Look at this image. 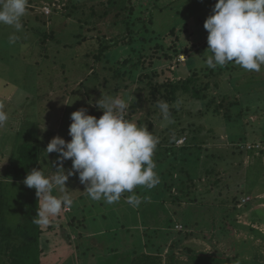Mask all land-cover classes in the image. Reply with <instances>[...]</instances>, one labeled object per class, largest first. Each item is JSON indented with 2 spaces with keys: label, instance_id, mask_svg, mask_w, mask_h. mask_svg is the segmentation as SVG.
I'll return each mask as SVG.
<instances>
[{
  "label": "trees",
  "instance_id": "obj_1",
  "mask_svg": "<svg viewBox=\"0 0 264 264\" xmlns=\"http://www.w3.org/2000/svg\"><path fill=\"white\" fill-rule=\"evenodd\" d=\"M61 1L59 0L57 3H61ZM66 1L73 2L72 0ZM165 1L107 0L105 6L107 8L109 6L115 7L116 5L122 7V11H120V14L117 13L116 16L119 18L121 13H124V17L119 20L123 29L121 35L109 41L98 38L89 42L84 41L82 44H78L79 36H73L72 38L77 46H70V44L59 46V42H56V35L61 31H56L54 27L52 29L51 25L47 23L48 20H51L52 16L45 17L43 14L40 16L36 15L37 21L43 25V28L39 27L36 34L44 38L39 43H28L27 48L33 50L35 54L36 47L44 49L43 43L46 39H53L50 41L54 43L45 42L44 45L53 44L58 49L59 55L66 53L69 48L80 47L85 52L90 47H93V51L95 52L94 59L101 66L98 71H106L109 78H100L99 73L94 71L85 80L89 77L95 79L94 85L98 83L102 89L107 90L104 96H111L113 93V97L118 96L124 99L128 103V108L124 115L130 121L133 120V115L137 113L136 109L141 107L143 101L150 104L145 116L146 118H150L152 115H158V110L160 109L158 104L160 102H166L168 104L170 120L172 122H169L170 125L168 128L162 130L163 134L154 132V123L142 122L141 120L137 121V125L140 127H145L143 124H147L146 127L148 130L159 138L153 160L156 164L155 171L160 177V183L152 189L144 188L146 192L143 191L139 199L142 197L152 199L160 207H165V209H167L165 205L168 202L176 205L175 210L177 211H174L173 214L178 215L179 218L177 221L185 229L189 226L198 227L200 221L192 225V220L204 212L200 207H192L190 205L198 204L199 206H209L207 205L209 204L207 201L211 196H213L214 204L220 200L216 196L219 182H211L208 176L215 175L217 168L222 165L229 166L228 163L224 164L225 161L227 159L229 160V158L232 161L235 155L231 153L228 156L226 152L218 155H206L207 149L204 148V145L208 142H220L221 137L225 135L228 141L232 143L231 150L237 151L238 155H240L239 157H241L245 153V147L248 146L246 144L253 142L250 135H257V133L249 128L256 126V124H251L246 118L251 115L264 114V105L261 106L259 102L255 103L245 99L242 101L232 100L225 104L227 99L234 98V90L237 92L239 89H251L252 86L255 88L258 86V82L253 80V78L250 79V77L249 84L243 83L239 87L237 81L240 78L239 76L236 77V73L244 74L246 70L238 67H229V63L223 67L217 66L215 69L209 68L203 60V55L196 52L200 48L199 44L195 43L193 47H188L189 45L178 43V37L175 33L182 32V28L186 26L179 28L173 27L165 34L156 33L154 29V16L157 17L159 12L163 10V3ZM45 2L47 3V1L42 0L33 3L38 6H44ZM54 3L55 0H53L52 4L47 3V5L51 8L52 13L56 14L58 10ZM69 6H71V12L66 14L68 16L74 13L76 5L73 2V5L70 3L67 7ZM109 10H104L102 16H107ZM154 11H156L155 14ZM91 12L92 16L96 14L93 12V9ZM59 19L64 20L62 15L58 16ZM23 22L26 23L25 20ZM21 31L22 40L29 37L25 30L21 29ZM172 37L175 39L177 37V42L174 40L168 43ZM91 42H94L96 46L86 47L87 49L84 48ZM206 46L208 47L207 43ZM87 53L88 51L85 52V55ZM39 55L34 56L37 57ZM183 55L186 58L180 60V57ZM45 60H47V57H45ZM160 62H169V69L167 68L166 70L163 67H156ZM233 64L235 63L232 62L231 65ZM172 65L175 66V69H173L174 78L166 77V72L172 69ZM66 67L69 71L72 69L66 65H63L61 69L65 70ZM80 68L89 70L90 65L88 67L81 65ZM150 73L152 76H150ZM152 77L158 78V81L153 83L149 81L148 84L144 82L145 79ZM99 80L101 81L99 82ZM111 84H113V92L110 90ZM135 84H137V88L134 92H122V89H130ZM141 84H144L143 87ZM256 93L262 98L264 97L262 92ZM179 101L191 102V112H188L190 118L184 120V118L177 116L178 111L175 106ZM96 108L98 107L96 106ZM191 113L193 116H191ZM194 116L200 120L198 123L193 121ZM95 117L99 118L97 114H95ZM158 119H163L162 114L159 113ZM262 126L260 128V134L261 141L264 142V122ZM181 140V144L178 145ZM11 142H13L12 138ZM249 153L252 154V152ZM42 154L43 149L36 133L32 135L27 134V140L21 141L18 146H15L13 143L10 147L9 157L5 159L9 162L10 166L6 167L7 171H4L5 168L3 169L4 174L2 178L11 173L16 182H23L27 174L33 169L40 170V156ZM203 173L206 175L205 185L203 186L202 192H198L196 188L202 183V177L200 175ZM249 175H251V172H249ZM196 178V185L192 184L190 186L186 184L187 181L193 183L192 181ZM16 182H11V184L0 182V264H43L44 252L41 247L42 225L34 222L39 207L38 197L36 196V192L28 196L27 192L19 188ZM77 185L75 183L72 185V188L79 192L83 186L79 189ZM192 187L195 192L192 191ZM249 187V190L253 188L251 185ZM210 188H214V191ZM212 191L213 194L211 195ZM13 192H19V197L15 198ZM139 192L140 190L136 193ZM53 195L60 196L57 195L55 190H53ZM123 196L128 198V192L123 193ZM80 199L81 201L78 203L76 199L72 198L71 206L64 208L70 212L66 216L69 219L68 225L72 233L79 240H83L87 239L86 236L88 235H84L83 233V231H86L94 236L98 243L105 236L108 243L112 241L116 244L111 247L106 243L107 245L102 253L107 251L112 257L106 259V255H102L104 258H100L101 255L96 254L95 258L98 259L96 260V264L264 263L257 261V257L248 261L244 258L241 259L240 254L243 253H240V251L242 249L235 251L233 256H226L221 253L195 252L186 245L184 246L185 250L182 251L184 259H180L176 255L175 250L180 247L182 241L189 237V235L182 231L175 232L174 225L176 221L171 217H169L164 229H142V237L136 239L132 244H127L126 250L121 253L122 244L120 240H116L120 239L121 232L129 233L133 227L139 226L140 222L142 223L143 221L145 223L147 219L145 203L141 202L143 212L140 211L142 206L139 207L141 209L137 208L135 210L132 206L133 209L129 206L119 207L121 213L115 209L116 206H108V212L105 214L101 204H92L89 207L81 206L82 198ZM219 202L222 207L228 204V200ZM231 203L234 206L232 211L235 212L236 206L239 204L238 197L232 199ZM182 206L185 207L184 211L178 213V210ZM151 209L154 211V208ZM93 212L96 213V216H92ZM80 216L84 218L81 219ZM231 216L230 211L228 213L225 211L219 218V222L213 220L211 223V232L215 236L227 237V234H222L223 231L227 230L228 232L229 228L240 227L264 239L262 234L250 227L243 228L234 225L231 221ZM253 216H257L258 221L264 222V210L255 212ZM56 217L62 218L61 215ZM108 219H111L109 225L107 223ZM180 219L181 221L179 222ZM103 230H105L104 236L101 233ZM66 238L69 241L68 235H66ZM235 245L238 246V244ZM249 245H252V243L249 242ZM81 246L79 244L74 245V251H79V260L88 257L91 252L94 254V248L86 247L83 250Z\"/></svg>",
  "mask_w": 264,
  "mask_h": 264
},
{
  "label": "rangeland",
  "instance_id": "obj_2",
  "mask_svg": "<svg viewBox=\"0 0 264 264\" xmlns=\"http://www.w3.org/2000/svg\"><path fill=\"white\" fill-rule=\"evenodd\" d=\"M40 1L42 0H28L27 12L21 21L22 29L27 32L29 37L22 40L21 30H19V32L12 26L0 25V110L5 111L9 117L4 127L0 128V182H7L10 184L11 182H16L12 174L10 173L3 178L2 175L4 174L3 169L5 168V171L6 167L10 166L9 162L5 159L9 157L10 147L13 143L15 146H18L21 141L27 140V134L32 135L36 133L43 149V154L40 156V170L46 177L56 175V170L59 167L57 162L58 153L53 152L47 154L45 149L48 143L56 136H60L65 139L66 142L71 140L69 136V126L72 122L71 113L74 111L85 108L89 115L95 116V114H97L98 117L102 116L103 110L96 108V102L107 93V90L104 88L102 89L98 83L94 85L95 79L89 77L85 80L90 76V73L94 71L99 73L98 75H100V78H109L106 71H98L101 66L94 59V48L90 47L96 46L94 42L84 47H90V49L86 50L88 51L86 55V51L84 52V49L81 50L80 47H75L73 49L69 48L66 53L59 55L58 49L55 48L53 44L44 45L45 42L54 43L50 41L53 39H46V41H44V49L36 47L35 54L33 50L27 48L28 43H39L42 42L44 38L36 34L39 27L43 26L37 21L36 15L40 16L43 14L45 17L52 16L51 20H48L47 23L51 25L52 29L55 28L56 31H61L56 35V42L58 41L60 45L56 44L59 46L67 44H70V46H77V44L74 43L73 36H79L78 44H82L84 41L89 42L98 38L109 41L112 38H118L123 31L119 20L124 17V13H121L119 18L116 17L117 13L120 14V11H122V7L116 5L115 7L109 6V8H107L105 7L107 0H72L76 7L74 13H71L70 16L66 14L71 12V6H67L70 3L73 5V2L62 0L61 3H57L59 0H55L54 5L58 13L53 14L51 8L47 5V3L52 4L53 0H45L47 3L45 2L44 6H38L33 3ZM216 2L217 0H166L163 3V10L159 12L157 17L154 16V29L157 34H165L173 27L179 28L186 26L182 28V32L179 31L175 33L178 37V43L189 45L188 47H193L195 43L199 44L200 48L196 52L203 55V60L206 62L207 57L211 55V53L207 51L208 47L206 43L208 32L204 28V22L207 17L212 14ZM92 9L93 12L96 13L93 16L91 12ZM108 9L110 10L107 16H102L104 10ZM155 12L156 11H154V14ZM61 15L64 20H58V16ZM23 20H25L26 23L23 22ZM177 37L176 39L172 37L168 43L174 40L177 42ZM79 51L81 52L79 53ZM37 54L40 55L35 57L34 55ZM68 54H70L69 57ZM45 57H47V60H45ZM185 58L186 57L183 55L180 57V60H184ZM87 63L90 65L89 70L80 68L81 65L88 67L89 65ZM63 65L69 68L71 67L72 69L70 71L67 70V67L65 70L61 69ZM169 66V62H160L156 67H163L167 70ZM229 67L241 68L236 64L231 65V63H229ZM171 68L172 69L166 72V77L169 76L170 78H174L173 69H175V66L172 65ZM237 73L236 77L239 76L240 78V80L237 81L239 87H241L243 83H248L252 78L258 82V86L255 88L252 86L251 89L248 90L239 89L237 92L234 90V98L227 99L225 104L232 100L242 101L245 99L255 103L259 102L261 106L264 105V97L262 98L256 93L262 92L264 94V65L261 66L259 72L246 71L244 74ZM150 76H152L151 73ZM246 79H248V81H246ZM83 81L84 83L82 84ZM100 81L101 80H99V82ZM149 81L153 83L158 81V78H148L145 79L144 82L148 84ZM143 85L141 84L142 87ZM110 88L113 92V84H111ZM136 88L137 84L131 86L130 89H122V92H134ZM111 96L113 97V93ZM142 97H144V95H142ZM149 105V103L143 101L141 107L136 109L137 113L133 115L132 122L137 124V121L141 120L142 122L154 123V132L163 134L162 130L168 128L170 123L168 120H165L164 117L162 120L158 119L159 113L162 114L160 109L158 110V115H152V117L146 118L145 116ZM175 107L178 111L177 116L184 118V120L190 118L188 115V112H191L190 101H179ZM191 116H193L192 113ZM246 119L251 124H256V126L249 128L257 133V135H250L253 142L246 144L248 146L245 147V153L241 156L242 158L239 157L240 155H238L237 151L231 150L232 143L228 141L225 135L221 137L220 142H208L204 145V148L207 149L206 155H218L222 152L228 153V156H230L231 153L235 154L232 161L231 158L225 161L224 164L228 163L229 166L222 165L217 168L215 175L208 176L211 182H219L216 196L220 199L219 201L228 200L227 206H220L221 203L219 201L214 204L213 196L208 198L207 202L209 204H206L209 206H199L198 204L190 205L192 207L198 206L203 209L204 212L200 213L198 217L196 216L197 219L195 218L192 220V225L200 221L198 227L189 226L183 229V225L177 221L179 218L178 215L173 214L174 211H177L175 210L176 205H172L169 202L166 203L165 206L167 210L165 207H160L158 203L152 199L142 197L140 200L145 203L147 221L145 220V223H143V221L142 223L140 222V225L133 227L129 233H120V239L116 241L120 240L122 244L121 253L126 250L127 244H132L136 239L142 237V229H164L169 217H171L176 221L174 225L175 232L182 231L189 235V237L182 241L180 247L175 250L176 255L180 259H184L182 251L185 250L184 246L186 245L195 252L221 253L226 256H233L235 251L242 249L240 251V253H243L240 254L241 259L244 258L248 261L257 257V261H260V263L264 262V239L254 235L249 230L240 227L229 228L228 232L227 230L222 232V234H227V237L215 236V234L211 232L212 221L215 220L219 222L222 213H225V211L228 213L230 211L232 214L230 218L234 225L243 228L250 227L264 236V222L258 221V217L253 216L255 212L264 210V142L261 141L262 138L260 134V128L264 122V114L251 115ZM193 121L198 123L200 120L194 116ZM200 124H202V122H200ZM143 125L147 126V124ZM6 134L8 135L6 136ZM11 138L13 142H11ZM181 142L182 140L178 145H180ZM249 152H252V154ZM63 168L66 174L72 169L71 159L63 162ZM249 172H251V175H249ZM200 176L202 177V183L196 188L198 192H202L206 178L204 173ZM192 182L193 183L187 181L186 184L190 186L192 184L196 185L197 178ZM16 183H18L19 188L27 192L28 196L36 192L34 188L27 187L22 181ZM75 183L78 184L77 187L79 189L83 186L79 192L72 188V185ZM249 185L253 186L251 190H249ZM85 187L84 184L80 183L78 173L69 176L66 181L67 194L71 199H76L78 203L81 201L80 198H82L81 206L84 205L89 207L92 206V204H101L105 214L108 212V206H116L115 209L119 213H121L119 207L123 206L133 207L134 210L137 208L141 209L139 208L142 206L141 202L139 205L130 204L127 202L125 196H121L120 200L113 204H107L103 200L93 201L85 192ZM144 188L143 186H137L133 190V193H128V197L130 195H135L140 198L143 191H145ZM210 189L214 191V188ZM53 190L56 191L57 195H63L58 188H54ZM138 190H140V192L136 193ZM192 191L195 192L193 187ZM217 192H219V194H217ZM13 195L15 198H18L20 194L19 192H13ZM235 197H238L239 204L236 206V211L233 212L232 208L234 206L231 201ZM183 205L187 207L185 203H183ZM184 206L178 210V213L184 211ZM151 208H154V211ZM140 211L143 212V206ZM68 213H70L68 209H64L60 213L62 218L51 217L49 224H41V247L44 252L43 264H84L85 262V264H96V260H98L95 258L96 254L101 255L100 258H104L102 255H106V259L112 257L107 251L102 253L107 245L106 243H108L104 236L105 230L101 231L104 239L101 240L100 243L96 241L94 236L86 231H83V233L84 235H88L86 236L87 239L79 240L78 237L72 233L68 225L69 219L66 216ZM95 214L96 213L93 212L92 216H96ZM80 218L83 219L84 217L80 216ZM107 223L109 225L111 219H108ZM66 235L69 236V241ZM111 235L110 237H112ZM249 242H251L252 245H249ZM77 244L82 245L81 247L83 250H85L86 247L94 248V254L91 252L88 257L79 260V251H74V245ZM114 244L115 242L110 241L108 246L113 247L116 245ZM235 244H238V246Z\"/></svg>",
  "mask_w": 264,
  "mask_h": 264
},
{
  "label": "clouds",
  "instance_id": "obj_3",
  "mask_svg": "<svg viewBox=\"0 0 264 264\" xmlns=\"http://www.w3.org/2000/svg\"><path fill=\"white\" fill-rule=\"evenodd\" d=\"M28 0H0V25L22 29V18ZM208 32L206 63L209 68L234 62L246 71L259 72L264 65V0H217L212 14L204 22ZM103 110L99 118L81 108L71 113L70 141L53 137L45 151L58 153L56 175L46 177L33 169L23 183L36 190L39 207L34 222L47 225L51 217L71 206L66 191L69 176L78 173L85 192L93 201L113 204L123 193H133L137 186L152 189L160 183L153 156L159 143L148 128L125 118L128 103L120 97L104 96L96 102ZM165 120H170L166 102L158 104ZM9 119L0 110V128ZM71 159L72 169L65 173L63 162ZM58 188L63 195H53ZM127 202L139 205L141 200L130 195Z\"/></svg>",
  "mask_w": 264,
  "mask_h": 264
},
{
  "label": "crops",
  "instance_id": "obj_4",
  "mask_svg": "<svg viewBox=\"0 0 264 264\" xmlns=\"http://www.w3.org/2000/svg\"><path fill=\"white\" fill-rule=\"evenodd\" d=\"M8 134H6V136H7Z\"/></svg>",
  "mask_w": 264,
  "mask_h": 264
}]
</instances>
